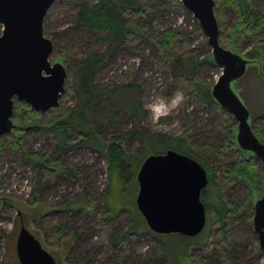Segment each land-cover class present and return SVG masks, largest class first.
<instances>
[{
    "label": "rangeland",
    "instance_id": "374dc122",
    "mask_svg": "<svg viewBox=\"0 0 264 264\" xmlns=\"http://www.w3.org/2000/svg\"><path fill=\"white\" fill-rule=\"evenodd\" d=\"M96 1L57 0L49 7L43 21V33L54 44L49 60L59 61L55 60L58 57L69 61L70 65L68 64L66 69V91L60 97L58 105L43 113L39 112L40 117L33 123L50 124L55 118L73 120L71 112L78 108L80 97L72 89L76 82L71 71L72 62L91 52L106 49V44L98 43L85 30L75 27L78 6ZM252 1L256 5L264 2ZM216 9L217 6H214V12ZM218 11L219 42L230 48L227 34L228 28L235 22V13L228 5H222ZM161 18L162 29L173 27L179 34L174 48L164 54L156 52L144 42L130 41L113 50L94 75V82L103 87L102 102L91 110L88 119L95 120V123L101 122L106 113L107 117L111 118V124L102 126L98 133L103 139H107L111 134L133 132L129 138L120 140L125 149L133 154H139L143 148L142 131L166 137L185 136V132H188L191 150L211 159L215 165L216 155L213 150L218 149L224 142V124L232 119L230 122L236 127V121L228 113L224 115L223 109L216 105L203 103L197 97L190 77L199 86L213 84L221 69L208 59L211 47L198 21L183 6L171 12L164 11ZM241 43L236 52L243 55L255 42L251 35H246ZM190 59L196 62L193 71L184 72L183 70L190 66L187 62H190ZM128 82L138 86L140 105L144 109L143 117H131L118 106L125 101L126 95L123 93L126 92L122 86ZM232 86L249 109L252 126L262 128L264 82L249 70ZM113 90L114 101L110 100ZM178 90L184 92L188 98L187 102L169 117L154 124L144 105L158 96L171 97ZM19 110L13 107V113ZM74 135L75 132L71 133V138ZM12 137L11 133L0 136V264H19L15 253V239L22 220L21 212L16 208L18 205L33 204L42 205L47 210L36 219L29 218V222L24 221L23 224L53 255L58 264H113L117 261L120 264H165L163 239H169L158 236L151 230L146 229L125 236L124 243L117 247L110 245L108 234L125 230L131 221V215L128 208H121L108 220L100 218L104 206L98 203L105 192L107 182L102 155L87 146L66 147L61 159L65 168L56 167V174L48 177L44 176L41 169L34 171L23 155L11 147ZM22 140L27 150L41 153L53 150L54 144L59 141L56 132L52 130L30 131ZM234 159L232 157L231 161ZM252 162L256 163L264 174L261 161L255 158ZM49 163L51 164L50 160H47L45 165L50 167ZM67 169L72 172L68 173ZM226 174L227 171L215 166L214 183L219 186L220 197L228 207L225 217L228 223V241L221 242L214 214L210 213L207 227L205 226L194 239L195 242L190 244L188 253L192 257L196 255L201 261H196L195 264H260L263 257L261 252L255 249L257 238L250 225L253 214L250 197L252 187L250 188V183L242 178H229ZM81 185L86 188L82 190ZM256 187L259 190L261 183L257 181L253 188ZM87 189L93 194L96 206L90 210H69L64 207L67 202L76 198L78 191H82L83 197L86 198ZM205 189L209 192V201L212 202L217 187L207 184ZM134 192L137 194V190ZM259 192L260 196L264 187ZM128 193L127 196L133 193L131 187ZM233 208L235 212L231 213ZM180 250L175 246L173 252ZM188 263L177 261L175 264Z\"/></svg>",
    "mask_w": 264,
    "mask_h": 264
},
{
    "label": "trees",
    "instance_id": "16d2710c",
    "mask_svg": "<svg viewBox=\"0 0 264 264\" xmlns=\"http://www.w3.org/2000/svg\"><path fill=\"white\" fill-rule=\"evenodd\" d=\"M214 2L215 6H217L215 16L219 25L220 12L218 9L222 5L230 6L235 13V22L228 28L227 34V43L230 45V49L236 51V48L241 46V41L246 35L253 37L254 45L243 53V56L247 59L248 69L264 81V32H262L264 28V2L260 5H256L252 0H214ZM78 7L75 20L76 29L85 30L98 43L106 44V49L101 52H91L89 55L72 62L71 71L73 78L76 80L75 86L73 85L72 89L80 97L78 108L71 112L74 118L70 121L55 118L50 124L33 123L41 114L31 110L26 103L15 102L14 107L20 110L13 113L14 128L11 132L13 135L11 147L23 155L34 171L41 169L44 171V176L48 177L56 174V167L59 169L65 168L61 159L66 147L87 146L94 152L102 155L106 167L107 182L105 192L100 198V203H98L104 206V212L100 218L108 220L114 217L121 208H128L131 215V221L125 230L108 234V241L112 247L123 244L125 236H131L146 229L149 230L144 218L136 207L135 199H133L134 196L136 197L134 191L138 188L136 174L145 157L148 154L161 153L167 149H173L185 154L195 159L204 167L208 177V184L217 187L216 196L212 202L209 201L210 195L205 188L201 191L200 198L206 212L207 220L205 226L207 227L208 215L213 213L214 221L218 226L217 234L220 236L221 242L226 243L229 238L228 223L225 219L228 207L220 197L219 186L214 183L215 166H219L227 171L226 177H239L249 182L250 188L252 187L250 190L252 203L255 197L259 196V190L264 187L262 185L264 174L259 166L252 162L255 160V157L251 152L240 149L235 142L236 127L230 122L232 119L227 120L228 123L224 124V142L218 149L213 150V153L216 155L215 165L211 162V159L204 158L191 150L189 145L190 140L187 137L188 132H185V136L166 137L142 131L143 148L139 154H133L129 153L122 142H120L121 139L125 140L129 138L133 132L126 131L119 134H111L107 139H103L98 133L102 126L111 124V118L107 117L106 113L101 122L95 123V120L88 119L91 110L98 107L102 102L101 93L103 87L94 82V75L107 61L113 50L126 45L130 41L144 42L156 52H164V54L174 48L179 34L173 27L162 29L161 23H163V20L161 17L164 11L171 12L173 9L182 8L180 1L97 0L92 4H80ZM208 59L213 62L211 55ZM55 60H59L65 65L66 69L68 68L69 61L58 57ZM187 62L190 63V66L183 71L192 72L196 62L191 59L190 62ZM190 82L192 87H195V92L197 91V97L203 103L214 104L218 108H221L211 95L212 84L199 86L191 77ZM122 88L126 92L123 93L126 97L125 101H122L118 106L131 117H143L144 109L140 105L138 86L128 82L127 84H123ZM110 94V100L114 101L115 90L111 91ZM224 115H227L226 111H224ZM252 128L258 138L264 141V122L262 128H257L256 126H252ZM41 130L56 132V137L59 141L54 144L53 150L45 153L27 150L23 145L22 137L30 131ZM73 132H75V135L71 138V133ZM232 157L235 159L231 161ZM47 160L51 162V164L49 163L50 167H47L48 164L45 165ZM67 172L70 173L72 171L67 169ZM70 176L72 175L70 174ZM257 181L261 183L259 190L257 187L256 189L253 188L257 185ZM130 187L133 193L127 196ZM81 188L83 190L86 187L81 185ZM86 191L88 192V189ZM78 192L75 195L76 198L65 204L66 206L64 207L66 209L75 210L82 208L90 210L96 206L92 193L88 192V196L84 198V193L82 191ZM17 209L21 212V222H29V218L36 219L47 210L39 204L29 206L18 205ZM230 212L234 213L235 209L233 208ZM250 225L252 229L251 220ZM156 235L169 239V241L163 239L165 264H175L177 261H186L187 263L189 262L188 264L196 261L201 262L196 255L192 257L188 253V247L195 242L194 239L198 235L193 237L178 233ZM175 246L181 250L173 252ZM255 249L257 252H260L257 242ZM113 264H120V262L117 261Z\"/></svg>",
    "mask_w": 264,
    "mask_h": 264
},
{
    "label": "water",
    "instance_id": "95a60500",
    "mask_svg": "<svg viewBox=\"0 0 264 264\" xmlns=\"http://www.w3.org/2000/svg\"><path fill=\"white\" fill-rule=\"evenodd\" d=\"M55 1L0 0V136L14 128L15 101L43 113L56 107L65 91L66 67L49 60L53 42L43 33L45 15ZM179 1L198 21L213 62L221 69L211 86L212 97L235 119L238 147L251 152L264 169V141L254 133L250 111L232 86L249 71L247 59L220 44L214 0ZM136 180L135 204L153 233L193 237L204 229L206 212L200 195L208 177L195 159L173 149L148 154ZM251 224L264 258V192L253 201ZM15 253L19 264H58L23 222Z\"/></svg>",
    "mask_w": 264,
    "mask_h": 264
},
{
    "label": "clouds",
    "instance_id": "9594fccd",
    "mask_svg": "<svg viewBox=\"0 0 264 264\" xmlns=\"http://www.w3.org/2000/svg\"><path fill=\"white\" fill-rule=\"evenodd\" d=\"M187 97L183 91H176L171 97L158 96L144 105L150 114L151 121L155 124L161 119L169 117L187 102ZM260 264H264V258Z\"/></svg>",
    "mask_w": 264,
    "mask_h": 264
},
{
    "label": "flooded vegetation",
    "instance_id": "af4514ba",
    "mask_svg": "<svg viewBox=\"0 0 264 264\" xmlns=\"http://www.w3.org/2000/svg\"><path fill=\"white\" fill-rule=\"evenodd\" d=\"M138 186V185H137Z\"/></svg>",
    "mask_w": 264,
    "mask_h": 264
}]
</instances>
